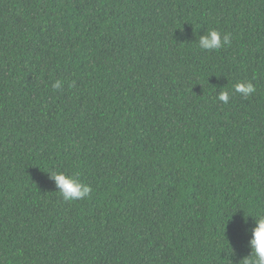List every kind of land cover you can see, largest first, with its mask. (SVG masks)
<instances>
[{
    "label": "trees",
    "instance_id": "trees-1",
    "mask_svg": "<svg viewBox=\"0 0 264 264\" xmlns=\"http://www.w3.org/2000/svg\"><path fill=\"white\" fill-rule=\"evenodd\" d=\"M259 214L264 0H0V264H237Z\"/></svg>",
    "mask_w": 264,
    "mask_h": 264
},
{
    "label": "clouds",
    "instance_id": "clouds-1",
    "mask_svg": "<svg viewBox=\"0 0 264 264\" xmlns=\"http://www.w3.org/2000/svg\"><path fill=\"white\" fill-rule=\"evenodd\" d=\"M230 44L231 34H221L215 29H209L206 33L200 35L198 40L199 48L205 51L220 50ZM62 85L63 81L57 79L52 83L51 87L53 90H59ZM233 90L242 94L245 98L256 91L253 84L246 81L237 82L233 85ZM217 99L225 104L228 103L229 91H220ZM48 173L63 200L71 202L89 198L92 188L83 183L77 174L68 175L59 171H49ZM248 246L250 249L249 255L237 261V264H241V262L242 264H264V214L257 215L254 220ZM228 261L229 264H232L230 259Z\"/></svg>",
    "mask_w": 264,
    "mask_h": 264
}]
</instances>
